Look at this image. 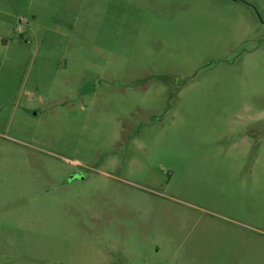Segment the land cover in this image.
Instances as JSON below:
<instances>
[{"label":"rangeland","instance_id":"374dc122","mask_svg":"<svg viewBox=\"0 0 264 264\" xmlns=\"http://www.w3.org/2000/svg\"><path fill=\"white\" fill-rule=\"evenodd\" d=\"M0 264H264V0H0Z\"/></svg>","mask_w":264,"mask_h":264}]
</instances>
